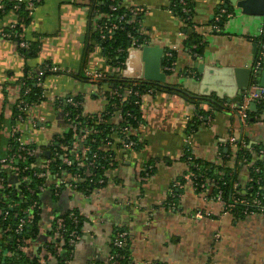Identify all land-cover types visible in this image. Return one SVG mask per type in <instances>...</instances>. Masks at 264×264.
<instances>
[{
    "label": "crops",
    "instance_id": "crops-1",
    "mask_svg": "<svg viewBox=\"0 0 264 264\" xmlns=\"http://www.w3.org/2000/svg\"><path fill=\"white\" fill-rule=\"evenodd\" d=\"M37 1L29 22L23 27V35L28 41L38 42V53L26 57L14 41L0 38V112L5 118L0 157L7 152L11 129L18 125V137L31 139L40 149L36 165L53 155V144L59 146L56 138L71 127L63 112L67 97H80L82 115L105 109L108 81H102L99 86L84 72L98 70L113 76L111 65L96 40L98 25L91 0ZM192 1L193 27L206 42L201 55L195 56L196 60L217 66L251 63L252 43L259 34L261 20L241 13L226 0ZM169 3L170 0L122 1L126 8H143L139 29L148 43L141 45H158L164 50V56L166 51H174L172 68L165 73V83L173 88L154 83L156 88L143 93L139 109L141 122L134 131L135 144L124 148L113 143L114 155L103 172L104 185L88 193L62 187L56 195L53 185L57 179L50 176L45 181L43 189L37 192L38 232L33 239L26 238L23 250L26 259L38 257L40 248L49 240V225L74 207L83 218L80 239L69 254L62 253L65 264L104 263L111 237L119 228L128 231L127 254L132 264L152 261L264 264V218L256 213L241 216L223 211L220 203L195 190L186 178L187 163L182 159L188 150L198 159L221 164L224 162L221 151L232 154L238 149L228 143L229 138L244 142L248 148L264 145L263 107L249 108V112L258 111L256 115H262L261 119L242 122L229 110L226 101L222 106L200 103L196 108L191 99H185L174 90L178 87L194 92L197 81L192 77L196 72L192 67L194 55L183 46L186 30L169 11ZM225 4L232 14L221 31H213L211 21L218 18L216 9ZM16 20V12L8 9L0 17V31ZM42 63L55 66L57 70H48L49 73L43 75V99L28 112L35 117L36 124L29 123L27 117L13 124L10 118L18 96V82L26 73V67L29 73H41ZM161 68L164 72L162 62ZM197 109L206 114H197ZM113 118L117 121L119 114ZM192 125L195 127L191 129ZM111 136L117 138L115 132ZM84 139L85 134H78L76 145L69 153L85 151ZM47 151L49 154L45 156ZM59 158L62 157L59 155ZM259 159L264 172V153ZM147 164L153 165V173L144 179L141 171ZM225 164L233 166L234 162L229 159ZM236 172V184L244 192L250 170L246 165H239ZM60 177L62 180L70 178L65 167L60 169ZM8 178L18 191L16 178L12 175ZM197 210L202 211V216L194 215Z\"/></svg>",
    "mask_w": 264,
    "mask_h": 264
},
{
    "label": "trees",
    "instance_id": "trees-1",
    "mask_svg": "<svg viewBox=\"0 0 264 264\" xmlns=\"http://www.w3.org/2000/svg\"><path fill=\"white\" fill-rule=\"evenodd\" d=\"M32 1L34 5L32 8L33 11L38 1ZM122 1L123 0H91L90 5L92 10L95 12L96 23L98 25L96 37L97 43L100 47L102 55L107 60V63L111 66L125 62L126 49L128 46H130L131 41L137 39L136 43L139 45L148 43L147 38L141 34L139 29V22L143 13L138 12L137 14L132 15L131 9L134 8L124 7L122 5ZM184 1L185 5H181L178 3V0H170L168 9H170L172 13L176 17H178V19L184 25L183 28L186 30V37L183 40V46L189 51H191L192 55H201L204 47L206 46V42L203 40V36L196 32L193 27L192 17L194 13V3L192 0ZM2 2L4 3V10L6 12L8 9H11L13 4L16 3V0H2ZM17 5L18 8L15 11L17 14L16 22H12L14 25H11V23L9 26L3 28L0 33L2 32L3 34L8 35H0V38H7L14 41L18 50L24 56L33 57L38 53L39 44L38 42L26 40L23 35V27L29 22L32 14L28 15V8L26 6V2H21L19 4L17 3ZM111 5L116 6V9L114 11L110 9ZM184 7L188 9L187 12L182 10ZM221 9H224L225 13H220ZM124 13L125 16L123 20L119 21L118 16ZM215 13V17L218 16V19H214L211 22L212 24H216L218 27V29L214 31L219 32L223 29V24L225 23L226 19L229 18V16L227 15L232 14V12L230 8H224V5H219ZM4 14H0V17H2ZM104 23H116L118 27L117 29H114L111 33L108 34V36L110 37L100 39V31H103ZM260 39L261 36H258L256 38L257 42ZM21 42L26 43L27 46L22 47L20 45ZM171 52V57L167 58L164 56V58L162 59V66L171 65L175 60V53L174 51ZM257 57L258 54H256L254 64L257 60ZM50 66L51 65L48 63H42L40 67L41 73L39 74L29 73V67H26V73L18 82V96L15 100L14 105L12 106L13 111L12 116L10 118L11 123L14 124L19 119L24 120L26 118V114L24 112L25 108H27L28 106L36 105L43 99L42 87L41 85H39V83H42L43 75L49 73L48 70ZM121 66L123 68L124 65L121 64ZM164 72L167 73L169 72V70L164 69ZM104 80H107L108 85L112 88L119 84L127 85L131 81L123 79L121 76H118L116 74H114L113 76H109V74H106ZM137 82L138 90L141 94H143L146 90H152L156 88V84L152 82H148L145 80H137ZM101 84L102 82L98 83L97 85ZM108 93L109 89L106 90L104 94L106 96L107 104L105 106V109L100 113L82 115L80 104L73 107L65 103L63 107V112L69 111V115L71 117L70 121L72 122L68 121V123L71 127L68 132L64 133L60 137H57L56 141L59 142V145L64 144L65 146H68V148L65 150H61L59 149V146L56 147L53 144L52 147L55 148L53 151V155L47 159H41L44 156L40 158L43 161L49 162L51 170H58L57 167H62V159L59 158V155L61 154L66 158L70 157L71 155L69 156L68 152L72 148V142L76 140V136L78 134H85L84 146L86 150L78 153L80 165H77L76 161H74L70 166L64 165L65 169L70 175L73 173L79 174L76 181L77 187L72 191L78 190L83 193H88L94 189H98V187L105 184V181L103 184H100L99 182H97V180L100 178H104L105 180L103 172L108 168L111 162V158L114 155L113 143L118 146L122 145L120 140L126 137V134L122 130L124 126H128V136H131V138L133 139H135L136 137L134 131L135 128L139 127V122H141V118L138 106L133 104L135 97L133 95H129L123 101L119 97L109 96ZM73 99L80 101V97L78 96L73 97ZM224 102L225 101L223 100L219 101V104L222 106ZM194 103L196 108H198L199 103ZM196 111L197 114H206V111L204 112V110L202 109H197ZM126 112H129L132 116H136V119H133L131 117H124ZM116 114H122L123 117H120V119L116 121V119L113 118ZM256 114H258V111L249 112L250 116H254ZM4 121V115L0 112V143L1 133L3 131L2 125ZM194 127L195 125H192L190 128L192 129ZM113 132H115L117 138H112L111 135ZM7 142L13 143L10 136L9 138H7ZM260 149H262V153H264V145L261 144L252 145L249 148L247 146H240L235 151V153L232 154L229 151H221V160L224 161L221 164L211 163L198 159L194 157L188 150H185L182 159L187 163L186 174L189 172L194 174V177L192 178V184L197 192L201 190L204 191L207 186L208 197H212L216 194L217 190L220 189L222 191V198L224 200H227L233 195L237 196L243 193L241 192L240 187L236 184V169L239 165H246L249 168V174L251 175L253 174V168L255 166L260 167V173L256 174V177L260 178V182L259 184H255L254 188H264L263 166L261 160L259 159L260 154H262L261 152H259ZM56 152H58V155H55ZM187 157H190V159H188ZM33 159L34 161H37L36 157H34ZM229 159L233 160V166H228L225 164V161ZM89 161H93V167L88 165ZM149 172V175L153 173V167L149 170ZM144 175L145 171L142 170L141 176ZM46 180L47 179L33 180L29 183V185L32 188H35L37 184L45 183ZM180 180L181 182L184 181V179ZM202 184L203 187H201ZM37 192L38 190H35L32 195H29L28 191L24 189V187H22V184L19 185L18 191H16L12 186L8 189L0 190V209L4 208L10 211V214L7 219H0V232L7 225L13 227L17 224L20 211L27 206L29 196L38 200ZM10 204L14 205V207H12L13 209L9 208ZM74 211L79 218L77 231L80 232V227L83 218L77 209L74 208ZM37 212L38 207L33 208V214L31 215V218L28 221V224L24 228V231L21 235L24 237H12V241H10L8 235H0V264H37L38 257L28 260L25 258L23 251L16 249L17 243L20 242L22 238H35L32 236H35L38 232L37 221L39 219V215ZM67 214L68 212L60 216L63 219L62 222L64 224V227L67 229L64 237L61 240L57 239L55 241L49 239L42 245V249L40 248V250H46V252L49 253L48 256L50 259L49 261H46V264H65L62 253L66 251L69 254L73 248L68 245L67 233L71 231L73 226L70 223ZM52 223H54V221ZM122 229L127 231V229L125 228H119L118 230ZM49 234H51L50 230ZM127 246L123 249L118 250L124 258L117 260L113 264H132L128 258ZM60 247L63 249V251L58 249ZM6 253H12L11 259L8 255H6Z\"/></svg>",
    "mask_w": 264,
    "mask_h": 264
},
{
    "label": "built area",
    "instance_id": "built-area-1",
    "mask_svg": "<svg viewBox=\"0 0 264 264\" xmlns=\"http://www.w3.org/2000/svg\"><path fill=\"white\" fill-rule=\"evenodd\" d=\"M21 2H26V6L28 8V15H31L33 13L32 8L34 6L32 0H16V3L13 4L10 10L15 12L16 9L18 8L17 3L19 4ZM178 3L181 5H185L184 0H178ZM110 9L114 11L116 9V6L111 5ZM182 10L186 12L188 11V9L185 7ZM142 11H143L142 7H136L134 9H131V14L135 15L138 12H142ZM169 11L172 12L170 9ZM2 13L3 14L5 13L4 3L2 2V0H0V14ZM220 13H225V10L221 9ZM230 15L231 14H228L227 16H230ZM124 16H125V13L118 16V20L119 21L123 20ZM217 19L218 18H215V20ZM11 25H14V24L12 23ZM117 27L118 26L116 23H110V24L104 23L103 31H100L99 38L104 39L106 37H110L108 36V34L111 33L114 29H117ZM211 28L212 30L218 29L216 24H211ZM259 32H260L259 36H261V39L258 40V51H257L258 57L253 66L254 71L261 64L262 57L264 54V22ZM0 35L5 36L8 34H3L1 32ZM136 42H137V39L131 41L130 45L139 46V44H137ZM20 45L22 47L27 46V44L24 42H21ZM171 55H172V52L170 50L166 51L165 57L169 58L171 57ZM121 64L124 65V62H122ZM121 64L111 66L113 75L116 74L118 76H121V71L123 69ZM171 68H172V64L165 66L166 70L167 69L170 70ZM49 70L56 71L57 67L50 66ZM84 75L91 82H96V84L101 83L105 79V76H106L103 72L98 71V70L86 71L84 72ZM137 83H138L137 80H131L127 85L119 84V85L114 86L113 88L110 86L108 95L119 97L123 101L127 96L133 95L135 97L133 104L137 105L138 108L140 109V104L142 102L143 94L139 92ZM39 85H41V82L39 83ZM252 102H255L256 105L263 107L262 109L264 111V87L259 85L258 81L255 78H253L250 81L247 88L242 91L238 105H234L232 103H228L226 105L228 106L229 110L232 113L236 114L239 117L240 121L242 122H246L249 119H252V120L261 119L262 115H254V116L249 115V104ZM65 103L75 107L80 104V101L75 100L73 99V97L69 96L65 99ZM34 106L35 105L28 106L27 108H25L24 112L28 113L29 110H32ZM64 116L67 122L70 121L71 117L69 115V111H66L64 113ZM26 117L28 118L29 123L33 125L36 124V119L35 117H33V115L31 114L29 115L28 113ZM119 117H123L122 114H119ZM124 117H131L133 119H136V116H132L129 112H126ZM187 119H189V117H187ZM18 121H23V120L19 119ZM122 130L126 134V137L124 139H121L122 146L124 148L132 147L135 144V139L131 138V136H128L129 135L128 126H124ZM19 131L20 129L18 125H15L11 129L9 134H10V137L13 143H8L6 154L0 157V190L8 189L9 187L12 186V183L8 178L9 175H12L13 177H15L18 185L22 184V187H24V189L28 191L29 195H32L35 190H38V191L42 190L44 187V183H41V184H37L35 188L34 187L32 188L29 185L31 181L37 180V179H48L50 176H54L57 179V182H55V184L53 185V190L56 195L58 194V191L62 187H66L68 190L75 189L77 187L76 181H77V177L79 176V174L73 173L70 175V178L68 180H62L60 177V169L64 167V165L70 166L74 161H76L77 165H80V159H79L78 154L77 153L72 154L68 152V155L69 156L71 155L70 157L72 158L70 157L66 158L60 154V156L62 157L61 158L62 167H57L58 170L57 169L56 170L53 169L54 171L51 170L50 164L48 161L40 160V163L36 165L33 158L36 157L38 153H40V149L36 145L33 144V141L31 139L21 140L18 137ZM228 143L236 147L244 146V142L241 141V143H237V141H235L234 138H229ZM72 144H73L72 145V148H73L74 145H76V140H74ZM67 148L68 146H65L64 144L59 145V149L61 150H65ZM259 152L262 153L263 150L260 149ZM55 155H58V152H56ZM73 157H74V160H73ZM187 158L190 159V157H187ZM88 165L93 167L94 166L93 161H89ZM152 167H153L152 164L145 165V167L143 168V170L145 171V175L141 176V178L145 179L148 176H150L149 170L152 169ZM258 173H260V167L255 166L253 168V174L248 175L247 183H246L243 193L237 196L233 195L229 199L224 200L222 198V191L218 189L216 194L210 198L220 203L223 211L236 212L242 216L256 213L258 215H261L264 218V188H258V189L254 188V185L259 184L260 182V178L256 177V174ZM193 177H194L193 173L191 172L187 173L186 178L189 179L191 182H192ZM104 181H105L104 178H100L97 180V182H99L100 184H103ZM263 183H264V179H263ZM201 187H203V184L201 185ZM201 191L204 192L206 197L208 196L207 186L204 189V191L203 190ZM37 205H38L37 199H34L31 196H29L27 206L20 211L17 224L13 227L10 225L5 226L1 230L0 235H8V236L12 235V237H24V236H21L22 232L24 231V228L27 226L28 221L31 218V215L33 214V208H35ZM12 207H14V205L10 204L9 208L13 209ZM9 212L10 211L8 209L1 208L0 209V219L2 220L7 219L10 214ZM67 212H68L67 217L69 218L70 223L73 226L71 231L67 233L68 245L71 247H74V245H76L80 239L79 232L77 231L79 218L74 211V207H70ZM202 214L203 213L200 210H197L194 213V215L199 216V217L202 216ZM62 221H63L62 217H56L54 219V223H51L49 225L48 230L51 231V234L49 237L50 240L52 241H55L57 239L61 240L64 237L67 229L64 227V224ZM26 240H27L26 238H22L21 241L17 243L16 249L23 251L26 248V244H25ZM128 240H129V237H128V232L126 230L122 229V230L116 231L115 235L110 240V251H109V254L104 264H113L117 260L123 259L124 258L123 255H121L118 250L125 248L128 244ZM58 249L63 251L61 247ZM48 254L49 253H47L46 250L41 251L38 254L37 264H46V261H49L50 259ZM7 255L10 257L11 253H7ZM17 264H23V263H17ZM147 264H161V263L152 261V262H148Z\"/></svg>",
    "mask_w": 264,
    "mask_h": 264
},
{
    "label": "water",
    "instance_id": "water-1",
    "mask_svg": "<svg viewBox=\"0 0 264 264\" xmlns=\"http://www.w3.org/2000/svg\"><path fill=\"white\" fill-rule=\"evenodd\" d=\"M226 1H229L231 7L261 20L263 24L264 0ZM224 8H228V4H225ZM252 46V62L245 63L243 66H217L199 62L195 56H192L194 58L192 67L196 71L192 77L197 81L196 90L193 92L178 87H174V90L184 95L185 99H191V102L199 104L214 105L223 100L238 105L242 91L247 88L253 78L264 87V54L261 64L254 71V60L258 51L257 40L252 43ZM163 53L164 50L158 45L128 46L121 77L126 80H145L159 86L171 87L165 83L166 74L161 68ZM249 108H256V103H250ZM48 154L47 151L45 156ZM9 240L12 241V235L9 236Z\"/></svg>",
    "mask_w": 264,
    "mask_h": 264
},
{
    "label": "rangeland",
    "instance_id": "rangeland-1",
    "mask_svg": "<svg viewBox=\"0 0 264 264\" xmlns=\"http://www.w3.org/2000/svg\"><path fill=\"white\" fill-rule=\"evenodd\" d=\"M214 31V30H213Z\"/></svg>",
    "mask_w": 264,
    "mask_h": 264
}]
</instances>
